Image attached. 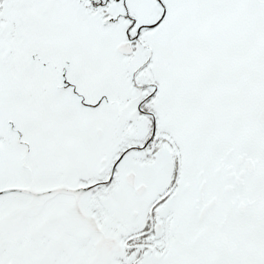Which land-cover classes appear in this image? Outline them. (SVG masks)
Returning a JSON list of instances; mask_svg holds the SVG:
<instances>
[{
	"label": "snow or ice",
	"instance_id": "1",
	"mask_svg": "<svg viewBox=\"0 0 264 264\" xmlns=\"http://www.w3.org/2000/svg\"><path fill=\"white\" fill-rule=\"evenodd\" d=\"M0 264H264V0H0Z\"/></svg>",
	"mask_w": 264,
	"mask_h": 264
}]
</instances>
